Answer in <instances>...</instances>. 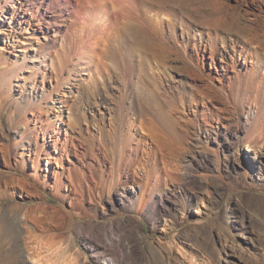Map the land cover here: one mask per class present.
<instances>
[{
  "label": "rangeland",
  "instance_id": "1",
  "mask_svg": "<svg viewBox=\"0 0 264 264\" xmlns=\"http://www.w3.org/2000/svg\"><path fill=\"white\" fill-rule=\"evenodd\" d=\"M38 1L0 0V264H264V80L233 69L264 55L183 45L211 2L264 33V0H129L68 43Z\"/></svg>",
  "mask_w": 264,
  "mask_h": 264
},
{
  "label": "bare ground",
  "instance_id": "2",
  "mask_svg": "<svg viewBox=\"0 0 264 264\" xmlns=\"http://www.w3.org/2000/svg\"><path fill=\"white\" fill-rule=\"evenodd\" d=\"M28 1L30 2V4L34 5V0H28ZM175 1H178V0H175ZM180 1H183L184 3H186V1H184V0H180ZM38 3H39L38 7L41 8L42 10H44L46 13H49L51 18H53V17L57 18V19L53 20L54 26L58 27L54 31L55 32L54 35H60L61 40L64 43H68L70 41V37L73 34L72 25L75 24V22H79V29L81 30V29L85 28V26L87 24L94 25L97 21L103 22L108 17L109 13H111V15H113V17H115L116 19L119 18V16H120L122 19V23L124 20V22H125L124 24L128 25L127 28L133 27L135 29V21H134L135 16H133L132 12L129 11L130 10L129 5H127L129 3V0H128V2H127V0H39ZM196 4H194V5H196ZM213 4L214 3L211 2L210 5H208L207 12L204 11L203 14H201L203 11L200 10L203 8H200L199 6H197L198 4L196 6L189 5L187 3L184 4L183 10L184 9L185 10L183 11V15L186 14L187 18L188 17H196L195 14L197 12L199 13L201 11L200 12L201 16L199 15L200 19L198 21L205 28V30L196 29V31L191 34L190 33L191 31L187 25V28H185L186 29L185 30L186 31L185 36L182 34V36H184L183 42H185L183 44L184 48L188 47L189 44L192 43V46L195 49V52H196L195 54H196V59H197L196 63H198V61H200V62L204 61L205 62L207 57L211 58L213 60L217 56L218 40L226 42L228 44V47H231V49L234 50L235 53L239 54V52H240V54H241L245 50V48L242 44L241 45L238 44V46H241L242 49L240 51L237 50L236 49L237 40L233 38V40L231 42H229V40L225 41V38H221L219 31H227L226 32L227 34L237 35L238 33L243 34L241 29H244V31H245V33H247V35L244 34L241 37H239V35H238V37L243 38L242 40H244V43H251V44H254L256 47L260 48L262 50L261 54L264 55V33L261 30H259L256 26H254L253 23L249 24V25L246 24L247 26H243V25L240 26L239 24H237L236 17L234 15H233V17L232 16L226 17L224 15L226 13L220 12L219 7H217L216 4H214V5ZM35 5H37V4H35ZM109 6L111 7L112 12L109 10ZM130 6H131V4H130ZM118 13H120V14H118ZM89 16H90V18H89ZM198 18L199 17H197V19ZM115 20H114V22H116ZM136 25H137V23H136ZM206 29H207V31H206ZM205 35H206V37H205ZM192 39H193V41H192ZM207 51L209 52V55L205 56ZM111 57L113 58V56H111ZM107 58H108V56L106 57V59ZM254 59H256L257 62H255V63H257V64L253 63ZM98 60H99V62H103L100 59H98ZM98 60H97V64H99ZM263 60H264V56H263V58H261V56L258 55V53L255 51H251L249 53L245 52L242 61L239 62V59L235 58L234 62L236 64H233V69L236 68V71H237V68H238L237 66L243 67L244 66L243 63L245 65L246 64L248 65V62H249L250 68H248V66L247 67L244 66L246 73L248 71L253 70L256 73V78L251 77L250 80L260 82V81L264 80V64H263L264 61ZM192 61H193V59H192ZM105 62L106 61H104L103 63H105ZM103 66L105 67V64ZM228 66L230 67L229 63H227L226 66H223V69L227 68V70H228V68H229ZM110 67L115 69L116 66L112 63V64H110ZM106 70H107V67H106ZM216 70H217V68H216ZM227 70L225 69V71H227ZM238 71H241V70H238ZM236 76H240V74L237 73ZM242 81H243V78H242V80H240L239 83H241ZM243 83H244V81H243ZM221 86H223L222 88L226 87L224 83H222ZM140 109H139V111H140ZM152 125H154V124H152ZM69 139L71 140L70 135L67 134L65 131L63 132L62 127H59V128H56V130L53 132V134L48 135V139L46 138V139H44V141L46 142L45 144L50 147L51 151L56 155V157L61 159V158H63V156L66 152V148H65L66 146L65 145ZM30 177H31V179L35 180L37 175L34 172H32V173H30ZM37 224H36V226H37Z\"/></svg>",
  "mask_w": 264,
  "mask_h": 264
}]
</instances>
